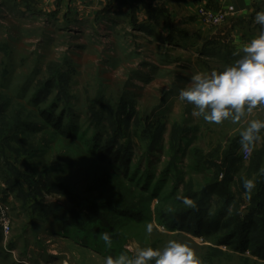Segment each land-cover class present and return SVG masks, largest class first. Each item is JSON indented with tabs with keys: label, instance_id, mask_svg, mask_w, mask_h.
I'll use <instances>...</instances> for the list:
<instances>
[{
	"label": "rangeland",
	"instance_id": "374dc122",
	"mask_svg": "<svg viewBox=\"0 0 264 264\" xmlns=\"http://www.w3.org/2000/svg\"><path fill=\"white\" fill-rule=\"evenodd\" d=\"M46 3L0 0V100L9 99L34 118L55 104V116H66L63 129L70 120L73 127L69 138L44 128L24 131L10 148L1 146L0 264H104L108 255L131 256L170 240L190 246L202 264H264L247 251L218 245L223 231L196 236L169 229L162 217L189 209L185 199L217 175L224 179L225 168L219 174L214 164L221 165L248 122L264 120V108H258L239 124H208L192 117V106L178 98L197 72L233 64L235 51L220 55L223 47L214 46L205 54L202 42L170 44L109 16L97 21L77 15L66 23ZM53 77L47 100L35 106L34 94ZM120 125L119 146L129 154V170L113 166L112 159L101 161L92 146L96 133L113 140ZM247 155L244 159L239 146L241 161L229 186V215L242 220L259 210L264 187H256L249 199L242 182L255 179L257 185L264 176V141ZM19 173L62 190L35 191ZM212 202L210 213L223 209L217 195ZM36 203L48 206L50 216L35 211ZM106 204L132 207L140 216H122ZM103 232L111 234V247L100 238Z\"/></svg>",
	"mask_w": 264,
	"mask_h": 264
},
{
	"label": "trees",
	"instance_id": "16d2710c",
	"mask_svg": "<svg viewBox=\"0 0 264 264\" xmlns=\"http://www.w3.org/2000/svg\"><path fill=\"white\" fill-rule=\"evenodd\" d=\"M158 18L165 19L168 28L170 29V35L167 39V42L170 44H175V28L173 25H170V21L163 12L157 11ZM141 30H145V27H140ZM213 45L208 44L204 46V53L208 54V50L212 49ZM56 82V78H51L49 83H46L44 89L40 92L34 94L33 103L35 106H38L40 102L47 100V95L50 93V87H52ZM48 91V92H47ZM11 104L9 99H5L4 102L0 100V148L1 146L11 147L10 144L17 140L19 135L24 134V131H30L34 133L35 131L43 132L46 128L54 129L55 132L64 135L67 138L70 137V130L73 127L72 120L66 123V129H63L65 121V114L62 113L60 117H56L54 114L56 105L53 104L46 111L42 110L37 114V117H33L32 113L24 115V110L22 108H15ZM11 106V107H10ZM14 107L13 109H11ZM123 106L120 110L122 112ZM6 115V117L4 116ZM119 117V116H118ZM44 122L43 124H37L38 120ZM8 120V124L6 121ZM36 120V121H35ZM45 128V129H44ZM123 126L120 125L117 134L113 140H108L102 138L101 135L95 134L92 138L93 150L96 154H99L101 161L108 162L112 159V165H122L125 169L129 170V154L127 153L126 148L123 145L119 146V138L121 137ZM105 140V143L103 141ZM239 139L235 141L233 147L222 159L221 165L214 164L218 166V173L225 168V177L222 180H219V176L215 177L203 188L201 193H196L193 197H188L192 201V206L187 210H182L178 213H163L162 217L168 224L169 229L181 230L188 233H191L196 236H211L218 231H223L217 236V244L220 246H228L233 250L244 253L245 251L251 253L253 256L258 257L261 260H264V192L259 193V210L252 209L251 214L248 215L244 220L236 214L233 215V218L230 217L228 208L230 203L233 200V197H230L229 188L230 183L234 182L233 173L238 170V163L241 159L236 158V150L239 148ZM19 153V151H17ZM202 162V161H201ZM220 174V173H219ZM23 173H19V176ZM22 178V177H21ZM23 178L27 180L33 190L42 191H54L61 192L62 188L57 187L56 185L51 186L52 182H48L45 179H41L37 182L35 176L28 177L23 175ZM261 180L256 185L259 189L264 187V176L260 178ZM243 183V182H242ZM159 187V186H158ZM156 192H152V196H156ZM217 195L224 200V207L220 209L217 213H210L212 196ZM36 203L35 211L43 209L45 216L49 217L50 213L46 212L49 210L46 205H39ZM45 207V208H44ZM107 209H110L114 212L119 213L122 216L128 217L135 216L139 217V211L132 207L121 208L114 207L110 204L104 206ZM103 208V207H102ZM42 211V210H41ZM101 213H98V215ZM259 216V220H258ZM242 220V221H241Z\"/></svg>",
	"mask_w": 264,
	"mask_h": 264
},
{
	"label": "clouds",
	"instance_id": "9594fccd",
	"mask_svg": "<svg viewBox=\"0 0 264 264\" xmlns=\"http://www.w3.org/2000/svg\"><path fill=\"white\" fill-rule=\"evenodd\" d=\"M254 22L264 26V10L258 11ZM238 58L221 71L197 72L187 86L179 90V100L192 106L191 115L208 124L221 125L225 121L239 124L254 110L264 108V34L238 45ZM264 141V120L252 119L240 133V151L248 153ZM244 194L251 199L256 188L255 179L243 181ZM185 204L192 201L185 199ZM151 234L152 226L146 229ZM106 247L112 246L108 232L100 234ZM104 264H202L198 254L185 243L170 240L163 248H139L133 255H108Z\"/></svg>",
	"mask_w": 264,
	"mask_h": 264
},
{
	"label": "crops",
	"instance_id": "0c3cea01",
	"mask_svg": "<svg viewBox=\"0 0 264 264\" xmlns=\"http://www.w3.org/2000/svg\"><path fill=\"white\" fill-rule=\"evenodd\" d=\"M41 2H47L48 8L55 10L57 14L59 12L66 23L69 21L72 23L74 19L72 17L77 15L83 20L97 21L109 16L116 18L117 23L121 22L135 29L137 27L141 30L140 27H145L149 35L159 34L160 37H165L163 41L167 42L170 35L169 25L165 19L158 18L157 14V11L163 12L170 25L175 28L177 45L180 44V40L181 44H185V40L202 42V51L207 44L213 45V48L220 46L223 47V49L219 47L220 55L231 54L236 51L238 45L264 34V26L254 22L256 13L264 10V0H41ZM228 7H234L235 12L225 24L216 28L207 27L197 16L200 8L219 11Z\"/></svg>",
	"mask_w": 264,
	"mask_h": 264
},
{
	"label": "built area",
	"instance_id": "2783aa9c",
	"mask_svg": "<svg viewBox=\"0 0 264 264\" xmlns=\"http://www.w3.org/2000/svg\"><path fill=\"white\" fill-rule=\"evenodd\" d=\"M235 12L234 7H228L219 11H214L208 8H200L197 16L203 22L204 25L210 28L219 27L227 22L229 17ZM248 153H244V159L247 158ZM3 217L5 215L3 214ZM2 230L5 235L10 232V226L8 222L2 224Z\"/></svg>",
	"mask_w": 264,
	"mask_h": 264
}]
</instances>
